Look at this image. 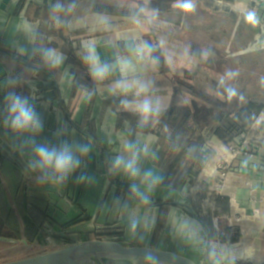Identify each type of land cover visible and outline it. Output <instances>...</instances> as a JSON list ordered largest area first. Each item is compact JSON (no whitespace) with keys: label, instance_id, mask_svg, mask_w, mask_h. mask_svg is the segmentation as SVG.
<instances>
[{"label":"crops","instance_id":"1","mask_svg":"<svg viewBox=\"0 0 264 264\" xmlns=\"http://www.w3.org/2000/svg\"><path fill=\"white\" fill-rule=\"evenodd\" d=\"M58 3L63 7L56 9ZM250 4L0 0V222L8 239L42 248L108 240L195 264H264V33L261 17L248 14ZM89 42L108 64L141 43L151 48L139 62L143 75L125 78L128 93L118 86V65L104 80L93 78L82 59ZM49 48L63 55L60 65L43 62ZM134 78L151 82L147 95L159 101L158 114L145 118L134 110L145 95L136 94ZM228 89L236 94L230 97ZM10 91L29 97L44 122L41 132L5 126ZM125 99L132 108L121 105ZM243 103L261 111L244 134L247 154L233 155L229 148L239 138L230 142L236 133L223 127ZM173 137L185 146L174 148ZM33 139L83 143L89 151L62 183L50 173L42 181L44 173L30 167ZM127 142L147 146L140 167L163 177L147 204L130 191L132 183L141 191L145 185L112 168ZM193 153L207 156L189 175ZM180 154L184 159L175 163ZM237 213L244 216L234 226Z\"/></svg>","mask_w":264,"mask_h":264},{"label":"clouds","instance_id":"2","mask_svg":"<svg viewBox=\"0 0 264 264\" xmlns=\"http://www.w3.org/2000/svg\"><path fill=\"white\" fill-rule=\"evenodd\" d=\"M60 9L63 6L59 3L55 6ZM191 8V5H186ZM71 6H69V9ZM151 48L147 43H141L136 47V50L127 57H119L115 64L103 63L100 61L96 51L95 44L89 42L85 45V55L82 57L83 62L88 65L90 74L97 80H104L118 65L122 79L118 81L120 91L128 93L132 85L128 84L127 77H135L137 64L150 57ZM43 62L49 67H56L63 62V55L55 49H44L41 53ZM229 76L234 73H228ZM132 84L137 88V95L145 94L144 98L135 103L134 110L147 117L151 114H158L160 111L159 101H153V98L147 93L152 85L150 81H142L133 79ZM229 96H234L235 90L228 89ZM7 105V116L4 119L5 126L9 127L15 133H32L36 134L43 130L44 122L37 111L35 105L30 102L29 97L18 94L15 91H10L5 97ZM121 105L125 108H132L133 104L129 100H121ZM35 159L30 161V167L34 170H39L44 173L39 179H51L54 182L62 183L67 176L79 168L81 165L80 157L86 155L89 151V145L83 143H68L63 142L58 146L49 145L48 143H37L34 139L30 141ZM148 148L139 147L136 143L127 142L124 145V154L117 155L112 158V168L123 170L131 179L140 180V184L145 185L146 191H141L138 184L132 183L130 191L132 194L139 196L142 201L147 204L149 202L150 193L163 180V177L154 173L151 169H142L140 167V159L142 156L148 155ZM132 228H136V221L132 222Z\"/></svg>","mask_w":264,"mask_h":264},{"label":"water","instance_id":"3","mask_svg":"<svg viewBox=\"0 0 264 264\" xmlns=\"http://www.w3.org/2000/svg\"><path fill=\"white\" fill-rule=\"evenodd\" d=\"M132 52H129V56ZM135 76L142 70L137 64ZM119 68V66H118ZM1 243L17 241L0 237ZM22 244L31 248L25 240ZM0 264H195L186 257L167 251L125 247L108 240H89L48 248L36 255Z\"/></svg>","mask_w":264,"mask_h":264},{"label":"trees","instance_id":"4","mask_svg":"<svg viewBox=\"0 0 264 264\" xmlns=\"http://www.w3.org/2000/svg\"><path fill=\"white\" fill-rule=\"evenodd\" d=\"M159 3L160 2H158V7H157L158 11L161 10ZM260 111H261V106H257L254 103H243V104H239L237 106V108L234 111L233 121H231L230 124H227L223 127L226 130L225 132L228 131L231 133L232 132L236 133V136L232 137L230 142L233 141L234 138L238 139L240 136L247 133V130L252 123V117H254ZM179 115H180V111L177 112V117H179ZM223 128H222V130H223ZM194 134H196V131ZM170 141L173 144L174 148L182 149V147L185 146L184 145L185 143L183 142L182 138L173 137ZM193 154L195 155V153H193ZM205 156H207V155H205ZM205 156L201 157V156L196 154L195 155L196 161L194 162V164L189 166V168L186 170V172L189 175H191V173H193L194 168L197 165V163L199 165H200V163L202 164V161H204L203 158ZM182 159H184L183 154L178 155V157L175 160V163L176 162L179 163ZM4 230H5V225L2 222H0V237L12 238L11 234L4 232ZM15 234L16 235L14 236V238L19 240L20 234H18V233H15Z\"/></svg>","mask_w":264,"mask_h":264},{"label":"rangeland","instance_id":"5","mask_svg":"<svg viewBox=\"0 0 264 264\" xmlns=\"http://www.w3.org/2000/svg\"><path fill=\"white\" fill-rule=\"evenodd\" d=\"M196 197V202L199 204V201L201 202L202 198L199 197V199ZM203 197V196H202ZM225 206H223L222 211H225ZM233 221L234 226H239L240 224V217L237 215L235 216ZM241 225V224H240ZM243 228V227H242ZM246 232V231H244ZM48 248H42L40 246H32L31 248H27L24 246L21 242H17L16 244H10V243H1L0 242V263H5L8 261H14L18 259H23L29 256L36 255L44 250H47ZM244 253H241V255L238 258H242Z\"/></svg>","mask_w":264,"mask_h":264},{"label":"built area","instance_id":"6","mask_svg":"<svg viewBox=\"0 0 264 264\" xmlns=\"http://www.w3.org/2000/svg\"><path fill=\"white\" fill-rule=\"evenodd\" d=\"M248 14L253 19L261 17V30L264 33V0H251ZM250 147V142L244 135L240 136L237 142V146H231L229 151L235 155L237 153H246V150ZM247 154V153H246ZM63 245V244H62Z\"/></svg>","mask_w":264,"mask_h":264},{"label":"bare ground","instance_id":"7","mask_svg":"<svg viewBox=\"0 0 264 264\" xmlns=\"http://www.w3.org/2000/svg\"><path fill=\"white\" fill-rule=\"evenodd\" d=\"M239 216L240 217V220H243L241 217L244 216L242 213H237L236 216ZM246 217V216H245Z\"/></svg>","mask_w":264,"mask_h":264}]
</instances>
